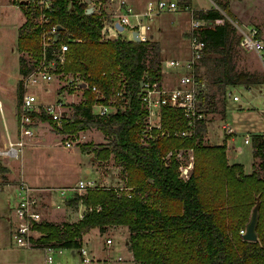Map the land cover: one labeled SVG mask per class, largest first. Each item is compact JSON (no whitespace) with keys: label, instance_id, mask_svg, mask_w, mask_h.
Returning a JSON list of instances; mask_svg holds the SVG:
<instances>
[{"label":"trees","instance_id":"obj_1","mask_svg":"<svg viewBox=\"0 0 264 264\" xmlns=\"http://www.w3.org/2000/svg\"><path fill=\"white\" fill-rule=\"evenodd\" d=\"M212 1L214 7L194 10L190 9L191 0H178L179 8L190 9L194 18L223 20L198 30L205 41L206 52L215 55L210 59L215 67L212 83L223 96L227 94L228 85L264 83V75L238 71L231 64L233 45L240 39L226 17L235 19L229 12L231 0ZM55 2L54 22L82 39L70 45L66 69L83 72L88 84L103 92L100 100L105 103L112 96L113 86H123L125 90L124 107L118 105V109L108 115L92 112L95 95L87 90L88 105H76L73 121L65 122L57 130L77 133L92 127L100 129L109 141L92 149L93 158H114L130 190L127 193L114 187L98 186L75 193L67 203L76 207L82 202L86 206L81 219L61 224L40 223L36 227L42 235L32 238V243L39 247L50 244L78 248L83 234L91 229L105 231L108 226L122 224L129 227V249L139 264H264V176L260 171L264 168V134L252 135L255 163L251 174L245 173L240 163H228L226 143H203L206 120L201 119L190 136L175 134L188 126L180 112L171 107L163 108L161 118L163 128L169 129L170 134L142 141L140 133L147 111L139 97L140 81L161 78L159 43L115 35L104 19L86 12L84 2ZM38 33L40 35V30L36 28L31 36L33 40L19 36L18 49L22 50L31 42L39 47ZM107 33L111 37H105ZM149 52H152V62L146 66ZM30 70L21 57L19 72L25 76ZM195 75L202 83L197 72ZM203 86L201 84L198 100L208 112L216 102L214 95L202 91ZM223 100L219 110L222 117L226 111ZM188 148L193 149L194 165L184 178L174 152ZM8 171L0 161V173L4 175ZM257 197L260 198L258 238L250 241L242 237L240 230L246 228Z\"/></svg>","mask_w":264,"mask_h":264},{"label":"rangeland","instance_id":"obj_2","mask_svg":"<svg viewBox=\"0 0 264 264\" xmlns=\"http://www.w3.org/2000/svg\"><path fill=\"white\" fill-rule=\"evenodd\" d=\"M78 1L84 2L83 0ZM146 1L147 0H143L144 4ZM176 1L178 3V0ZM207 4H209V0H196L194 6L198 8L199 5L204 7ZM115 6L116 2H114V7ZM234 6L238 9L250 11L260 10L264 12V0H244L242 4L237 3L234 4ZM181 9L178 6L175 11L163 10L165 12H159L160 15L158 16H156L157 14H153L143 19L145 24L149 26L152 25L155 27L154 29L157 30L160 43L163 48L165 47L164 54L169 59L180 60L184 58V60H186L191 54L189 50V36L187 33L190 31L193 17L190 15L188 9ZM134 10H136L135 7ZM232 15L235 18L233 20L241 24L240 21L237 20L235 14ZM226 16L229 20H232L228 15ZM130 18L134 21V17L130 16ZM262 20L261 24L258 23L257 28L264 38V18ZM35 23L36 21L33 17L31 7L26 3H22L21 0H0V99L2 100V106L0 105V125L5 122V118L17 125L21 110L20 105L25 93L36 95L37 100L41 103L55 102L59 98L64 99L66 116L63 118L60 127H63L65 122L73 121L76 105L82 97L87 98L88 96L87 90L83 92L81 89L76 91L68 89L66 85L67 78L62 74L54 81L26 82V75L24 76L19 72V59L23 57L30 69L35 65L40 51V35L39 33L37 34V37H39V47H35L31 42L26 44L22 50H19L18 43L16 45V40L19 36L27 37L28 40H33L31 36L36 30ZM212 23V25H215L214 22ZM158 28L161 29L158 30ZM237 33L239 34V32ZM124 34L127 33H121V35ZM214 56V53L205 51L195 71V74L197 72V76L203 81L202 83H204L202 91L209 95H214L213 101L216 102L215 106L212 108L209 107L206 120L210 126L211 132H216L218 135L221 134L224 136L225 134L222 129V124L224 122L233 127L235 134L233 140L227 146L228 153L231 159L239 160V162L245 165L247 170H251L253 162L251 135L254 134V132H264V84H254L250 88L243 85H235L228 89L227 94L223 96L218 86L212 83L215 67L210 59ZM151 62L152 52H149L145 59L146 66L150 65ZM159 62L161 64V61ZM163 64L164 63H162V65ZM231 64L233 67H236L238 71L255 72L264 75V66H262L258 55L254 51L251 52L242 49L239 43H234L233 45V58ZM164 70L166 77H169V73H175L176 71L174 69ZM78 73L85 79L83 72L79 71ZM236 94L239 96V99L234 101L233 96ZM222 99H224L223 101L226 105L224 117L221 116L219 111L223 107ZM1 118H3V120ZM36 125L38 128L37 133H39L37 136H40L44 131H47L48 134H43L44 137H36L38 139L32 143H26L28 137L23 138L24 145L20 148L17 158H7L1 153V151L9 147L10 143L8 146L0 147V155H2L0 156V161L3 164L9 168L7 162L8 160L11 161L13 163L14 173H19L22 169L26 178H30L33 182H40L41 179L48 178V180L55 183L74 184L80 178L85 180L88 178L95 179L93 173L88 174L83 170L87 161L91 163L90 158H88L87 154L84 152L93 154L92 149H94L97 144L107 143L109 137L105 136L100 129L93 127L80 130L77 133L67 134L58 132L57 124L49 120H39ZM207 130L208 129H206L204 135L208 134ZM245 135L250 136V141L248 143L245 141ZM52 136H56V141L52 139ZM16 137L18 140L19 136ZM65 139L71 141L72 146H64L63 140ZM208 140L209 139L204 138L203 143H210ZM85 147L87 148L84 149ZM189 153L193 154V151L184 150L182 156L185 161L189 159ZM104 164L115 165L116 163L114 158L110 157V159L104 161ZM118 167L119 171L116 172V176H118L116 179L117 184L115 183V185H112L110 183L111 185L109 184L107 187L118 188L121 191L129 193V184L120 172L121 167ZM260 171L264 176V168H261ZM9 172L10 169L4 175L0 173V178H2L4 183L5 180L11 179L9 177ZM51 172H54L53 176H50ZM100 183H102V181L99 182L95 180V185L97 187ZM81 191L84 192L83 190ZM10 205L11 199L7 189L3 191L0 190V264H44L47 254L46 250L37 248L39 246L34 243H31L30 246L36 248L30 246V248H23L24 246L17 245L12 238L10 226L4 218L6 215L5 212L9 209ZM70 220H73V217H70ZM112 232L113 230L106 233L104 237H111ZM128 233V229H121L114 232V242L112 245L118 248V251H120V254L124 257L123 264H134L132 256L124 244L125 236ZM53 255L55 259H61L63 264H70L71 262L74 264H82L78 256L79 253L72 255L71 251L67 249H65L62 254L56 251ZM72 258L74 260H72Z\"/></svg>","mask_w":264,"mask_h":264},{"label":"built area","instance_id":"obj_3","mask_svg":"<svg viewBox=\"0 0 264 264\" xmlns=\"http://www.w3.org/2000/svg\"><path fill=\"white\" fill-rule=\"evenodd\" d=\"M56 0H21L31 7L33 17L36 21L35 26L40 30V51L35 65L26 75V82L34 83L37 81H54L61 74L67 78L66 85L68 89L78 90L81 89L91 90L95 99L92 106V112L98 115H108L118 109V105H122V99L125 94L123 86H113L112 96L109 102L105 103L103 99V92L96 86H90L86 79L78 72L68 71L66 64L69 60L67 51L72 43L82 41L81 38L74 36L66 27L60 23L54 22L52 14L55 11ZM86 4V12L91 8V13L96 14L99 18L104 19L107 24L115 31V35H121L123 38L132 37L134 33L138 36L137 41L145 42L149 40V35L146 34V27L143 24L131 25L129 22L128 13L130 7L127 6L126 0H83ZM114 2L116 6L114 7ZM88 4V7H87ZM147 13H159L163 10L175 11L178 8L176 0H149L147 3ZM120 11H124L121 13ZM227 17V16H226ZM228 18V17H227ZM229 19V18H228ZM222 19H206V18H192L190 36H189V50L191 51L190 57L186 60L167 59L164 64H160V72L164 69H174L180 74L179 80L174 87H163L161 85V78L154 81H142V90L139 94L143 107L146 109L147 114L143 118V128L140 133V139L146 142L149 139H154L156 136H167L170 134L169 129H164L162 126V110L166 107L177 109L183 118L187 121V129L175 134L190 136L193 133L194 127L201 121L206 120L208 113L201 107L198 100V93L201 84L196 77L195 71L200 59L205 54V41L198 33L199 28L210 26L222 22ZM119 23L123 29L119 30L116 23ZM232 25L239 32L240 39L239 45L242 49L247 51H254L259 60L264 66V38L260 34L257 26L244 25L230 20ZM105 37H111L108 33ZM116 37V36H115ZM135 39V38H134ZM136 40V39H135ZM84 84V85H83ZM82 92V93H83ZM238 98L237 94L233 96V100ZM78 104L88 105L86 97H82ZM77 104V105H78ZM65 101L62 98L57 99L55 102H39L36 95L25 93L23 96L20 113L18 116V140L9 141V147L1 151L2 155L7 158H17L19 156L20 148L24 145L23 138L36 135L37 121H44L42 118L46 116L50 122L57 124V128H61V122L66 116ZM207 121V120H206ZM223 129L226 133L231 134L234 132L233 127L229 124H223ZM80 131V130H79ZM70 134V133H67ZM246 142L250 141L249 136L245 138ZM61 142V141H60ZM63 145L66 147L72 146L71 141L63 140ZM187 150L193 151L192 148ZM183 149H177L174 156L180 160V173L182 177H188L189 171L194 165V155L189 153V159H183ZM171 152L168 153V156ZM0 155V156H2ZM2 178H0V189L4 185ZM18 189V199L14 202L11 214L8 215L7 220L10 225V231L15 242L20 246L29 247L32 243V238H38L42 232L37 229V225L44 223L42 214L37 210L36 198L32 193V187L27 185L25 181L20 180L16 184ZM97 187L93 179H80L77 185L79 191L86 192L88 189ZM119 191H121L119 189ZM96 209L99 207L96 206ZM82 217V216H81ZM245 229H241L240 233H244ZM106 243H111V238H106ZM46 250V263L59 264L55 259L53 253H59L63 248L55 247L50 244L44 246ZM77 249L82 263L90 264L95 261L93 256L88 252L87 246L81 244ZM123 257L118 255L113 258H106L103 260L104 264H121Z\"/></svg>","mask_w":264,"mask_h":264},{"label":"crops","instance_id":"obj_4","mask_svg":"<svg viewBox=\"0 0 264 264\" xmlns=\"http://www.w3.org/2000/svg\"><path fill=\"white\" fill-rule=\"evenodd\" d=\"M148 1L149 0H147L146 3L144 4L143 0H126L127 6L130 7V12L128 13L129 22L131 25L143 24L146 27V34L149 35V39H152V40L157 41L159 43L160 51H161L160 61L162 64L165 62V60L169 59L164 54L165 47L164 48L162 47V45L160 43V39L158 38L157 30L154 29L155 27H153L152 25L149 26L148 24H145L143 22L144 18L151 16L153 14H157L156 16H158L162 12L148 14L147 8H146ZM243 1L244 0H231L229 3V12L232 14H235L237 20L240 21V23H242L244 25L253 24V25L257 26L258 23L261 24L263 21L262 19L264 18V12L263 11H260V10H251L250 11V10L235 8L234 4H237V3L242 4ZM195 2H196V0H191L190 9H194V10L209 9V8H212L215 6L213 1L209 0V4H207L204 7H201L199 5L197 8L196 6H194ZM134 7L136 8V10H134ZM190 9H188V10L190 11ZM181 10H183V9H181ZM181 10H179V11H181ZM120 12L123 13L122 11H120ZM163 12H165V11H163ZM190 15H191V11H190ZM130 16L134 17V21L131 20ZM160 29L161 28H158V30H160ZM187 31H189V30H187ZM16 38H17V36H16ZM17 43H18V38L16 40V45H17ZM182 60H184V58L180 59V61H182ZM180 74L181 73H178L177 71H175V73H169V77H166L164 72H162L161 73V85L164 88L165 87H174V85H176V83L179 80ZM254 84L263 85L264 83H253L251 85H245V84H235V85H243L247 88H250ZM235 85H228L226 88V91H228V89H230L232 86H235ZM238 99H239V96L236 100H238ZM236 100H234V101H236ZM0 105L2 106V100L1 99H0ZM3 110L5 111L4 108H3ZM1 111H2V109H1ZM4 117H5V115H4ZM1 119L3 120V118H1ZM206 124H208V123H206ZM223 124H228V123L224 122ZM223 124H222V129H223ZM207 129H208L207 130L208 134L204 135L203 138L209 139L208 141L210 143H208V144L209 145H219L221 143H226L225 155H227L228 163L229 164H237V163L242 164L241 162H239V160L231 159L230 154L228 153L227 146L233 140V138H234L233 136L235 134V131L233 133H231V135H228L225 132V130L223 129L224 133H225L223 136L221 134L218 135L216 132H211L209 124L207 125ZM37 130H38V128H37ZM37 130H36V135L34 136V138L28 137L26 143L27 142L32 143L36 139H38L40 137H44L45 134H48L47 131H44L41 134L42 136L41 135L37 136L39 134V133H37ZM254 133L264 134V132H254ZM16 136H18V126L15 125V123L6 120V118H5V122H3L2 125H0V147L8 146L9 141H16L17 140ZM245 136L247 137L248 135H245ZM36 137H38V138H36ZM249 138H250V136H249ZM52 139L54 141H56L57 138H56V136H52ZM251 144H252V140H251ZM84 153L87 154L88 158H90L91 163H88V161H87L83 170L88 174L93 173V175H95V179H93L94 181L95 180H97L99 182L102 181V183H100L99 186H106L107 187V186H109L110 183L112 185H115V183L117 184L116 179L118 176H116V172L119 171V167L116 164L115 165L114 164H112V165L104 164V161H106V160H100V159L95 160L93 158V154H91V153L88 154L87 152H84ZM251 153L253 154V145L251 147ZM254 163H255V158H254V154H253V162H252L251 170H247L245 165L242 164L243 171L247 174H251L254 170ZM7 164H8L9 169H10L9 177L11 179L5 180V183L0 190L3 191L4 189H7L8 195L10 196V199H11V205L12 206H13L14 202L19 197L16 184L18 183V181L23 180V181H25V183H27V185H30L33 188L32 193H33V195L37 201L36 207H37V210L39 212H41L42 219L44 222L48 221V222H52L55 224H61L64 221L75 222V221H78L79 219H81V216L85 212L86 206L82 202H79L77 204V206L74 207V206L69 205L67 203V200L72 198L75 195V193H79V194L84 193V192L79 191L77 189L78 182L82 178H80L74 184L55 183V182L48 180V178L41 179L40 182H33L32 180H30V178H26L25 173L23 172L22 169L20 170L19 173H14L13 172V163L11 161L8 160ZM53 173L54 172H51L50 176H53L54 175ZM88 179H91V178H88ZM11 205L9 206V209L5 212L6 215L4 216V218L7 222H8L7 217H8V215L11 214V209H12ZM70 217H73V220H70ZM8 224H9V222H8ZM121 229L122 230L128 229L129 233L125 236L124 244L128 248V251H129L130 255L132 256V260H133L134 264H139V262L134 260L133 253L129 249V245H128V239L130 236L129 227H127V225H122V224H117L114 226H108V227H106L105 231H102L100 228H93L89 232L83 234L81 244H84L85 246H87L88 252L95 259V261L91 262L90 264H104L103 263L104 259L113 258V257H117L118 255H121L120 251H118L119 249L116 248L114 245H112L114 242L113 233L117 232V230H121ZM111 230H113L112 235L110 237L111 243L107 244L106 238H108V237H104V235L106 233L110 232ZM26 247L27 246H24L23 248H26ZM30 247L36 248L34 246H30ZM37 248L45 250L43 247H37ZM65 249L70 250L72 255L78 254V250L73 249V248H63L59 254H62ZM78 256H79V259L81 262L80 255H78ZM57 260L59 261V264H63L61 259H57ZM72 260H74V259L72 258ZM123 261H124V257H123ZM123 261L121 262V264L124 263ZM44 264H47L46 263V257H45V263ZM70 264H74V263L71 262ZM82 264H86V263H82Z\"/></svg>","mask_w":264,"mask_h":264},{"label":"water","instance_id":"obj_5","mask_svg":"<svg viewBox=\"0 0 264 264\" xmlns=\"http://www.w3.org/2000/svg\"><path fill=\"white\" fill-rule=\"evenodd\" d=\"M91 12H92L91 11V8L89 7L88 10H87V13H91ZM116 27L119 30H122L123 29V27L118 22L116 23ZM133 35H134V38L136 40H138V36L136 35V33H134ZM142 83L143 82L140 81V85H142ZM259 204H260V198L257 197L256 203H255V205H254V207H253V209L251 211L249 220L246 223L245 232L242 233V237L244 239H246V240L256 241L257 238H258V234L256 232V228H257V221H258L259 208H260Z\"/></svg>","mask_w":264,"mask_h":264}]
</instances>
